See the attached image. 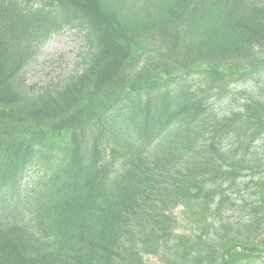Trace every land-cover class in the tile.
Returning a JSON list of instances; mask_svg holds the SVG:
<instances>
[{
    "label": "trees",
    "instance_id": "trees-1",
    "mask_svg": "<svg viewBox=\"0 0 264 264\" xmlns=\"http://www.w3.org/2000/svg\"><path fill=\"white\" fill-rule=\"evenodd\" d=\"M263 75L264 0H0V264H264Z\"/></svg>",
    "mask_w": 264,
    "mask_h": 264
},
{
    "label": "rangeland",
    "instance_id": "rangeland-1",
    "mask_svg": "<svg viewBox=\"0 0 264 264\" xmlns=\"http://www.w3.org/2000/svg\"><path fill=\"white\" fill-rule=\"evenodd\" d=\"M80 35L76 31H64L59 35L51 38V40L43 47L33 64L28 67L25 73L27 86L42 87L44 84L52 80L62 79L75 71L76 68V47L79 43ZM235 83V82H233ZM259 87L256 88L257 93L264 94V75L258 81ZM239 84H232L229 89L232 90L233 96L226 102H223L219 110L229 112L243 98L252 91H247L248 86L238 89ZM236 89V90H234ZM224 91V88L222 89ZM256 91H253L256 93ZM246 92V93H244ZM241 93V94H240ZM31 179V176L28 177ZM29 179V180H30ZM176 214L179 211H175ZM264 238V235H262ZM264 250V249H263ZM258 258H264V251L256 255ZM260 259L254 258L251 263H256ZM142 264H162L154 257H145Z\"/></svg>",
    "mask_w": 264,
    "mask_h": 264
}]
</instances>
